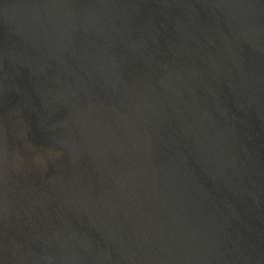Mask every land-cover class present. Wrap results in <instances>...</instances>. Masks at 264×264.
<instances>
[{
	"label": "water",
	"instance_id": "obj_1",
	"mask_svg": "<svg viewBox=\"0 0 264 264\" xmlns=\"http://www.w3.org/2000/svg\"><path fill=\"white\" fill-rule=\"evenodd\" d=\"M0 264H264V0H0Z\"/></svg>",
	"mask_w": 264,
	"mask_h": 264
}]
</instances>
